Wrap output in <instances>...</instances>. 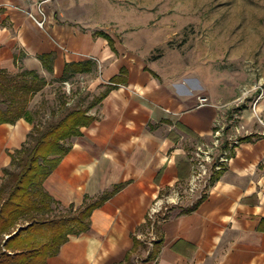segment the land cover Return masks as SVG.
I'll return each mask as SVG.
<instances>
[{"label":"crops","instance_id":"crops-1","mask_svg":"<svg viewBox=\"0 0 264 264\" xmlns=\"http://www.w3.org/2000/svg\"><path fill=\"white\" fill-rule=\"evenodd\" d=\"M102 9L98 0H0V75L35 72L46 81L29 103L36 120L43 92L57 83L62 107L92 104L95 118L43 187L52 216L97 206L88 230L70 235L45 264H264V126L254 118L264 122V96L254 114L236 115L241 129L228 130L215 105H200L208 94L197 78L162 77L132 51L112 48L100 35ZM40 11L43 28L31 18L41 20ZM71 64L85 66L62 81ZM88 93L87 105L74 101ZM32 129L24 119L0 124V188ZM217 134L239 138L229 147L219 137L228 162L219 172L210 164L193 188L197 153Z\"/></svg>","mask_w":264,"mask_h":264},{"label":"rangeland","instance_id":"rangeland-1","mask_svg":"<svg viewBox=\"0 0 264 264\" xmlns=\"http://www.w3.org/2000/svg\"><path fill=\"white\" fill-rule=\"evenodd\" d=\"M98 1L103 7L100 28L111 35L113 46L132 51L162 77L197 78L208 94L200 97L224 115L228 130L237 124L242 128L235 118L242 109L255 113V103L264 96V0ZM62 93L58 83L43 92L40 125L64 115ZM78 95L74 101L82 98L85 105L93 96ZM40 97L38 94L36 100ZM30 106L34 111V98ZM254 118L259 122V117ZM234 120L237 123L230 124ZM219 137L227 138V144L239 138ZM32 141L28 137V146Z\"/></svg>","mask_w":264,"mask_h":264},{"label":"trees","instance_id":"trees-1","mask_svg":"<svg viewBox=\"0 0 264 264\" xmlns=\"http://www.w3.org/2000/svg\"><path fill=\"white\" fill-rule=\"evenodd\" d=\"M100 35L113 48L112 39L104 33ZM84 66L68 65L62 81L68 78L69 71L81 72ZM45 84L35 72H23L18 77L0 75V124L24 119L33 125L29 135L32 145H24L13 156L18 168L7 172L0 188V264H45L46 258L56 255L70 235L88 230L90 213L97 206V202H90L76 214L51 215L52 198L44 190V181L69 152V141L80 136V129L95 118L88 115L91 104L67 109L56 121L37 123L29 103ZM158 244L149 258L155 256Z\"/></svg>","mask_w":264,"mask_h":264},{"label":"built area","instance_id":"built-area-1","mask_svg":"<svg viewBox=\"0 0 264 264\" xmlns=\"http://www.w3.org/2000/svg\"><path fill=\"white\" fill-rule=\"evenodd\" d=\"M40 14L42 15V19L38 20L34 16L31 15V18L35 21V23L40 27L43 28L45 24V17L44 14L40 11ZM199 103L200 105H206L207 98L205 97H199ZM259 123L264 126V122L259 119ZM219 134H217L216 140L213 143V146L210 147L207 151L199 149L197 153V157L199 159L198 161V169H197V175L193 178V188L198 186L200 183L201 178L206 177L209 175V165L213 164L214 171L219 172L223 170L224 166L228 162V152L225 151H219L221 142L219 140ZM237 141L234 140L229 144V147L232 146V144H236ZM217 150V152H215ZM219 151V152H218ZM192 188V190H193Z\"/></svg>","mask_w":264,"mask_h":264}]
</instances>
